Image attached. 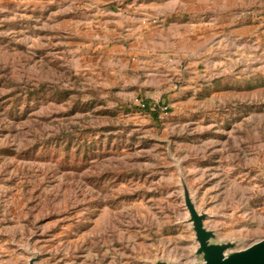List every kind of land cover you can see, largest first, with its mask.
Here are the masks:
<instances>
[{
	"label": "rangeland",
	"instance_id": "1",
	"mask_svg": "<svg viewBox=\"0 0 264 264\" xmlns=\"http://www.w3.org/2000/svg\"><path fill=\"white\" fill-rule=\"evenodd\" d=\"M264 239V0H0V264H202Z\"/></svg>",
	"mask_w": 264,
	"mask_h": 264
},
{
	"label": "water",
	"instance_id": "2",
	"mask_svg": "<svg viewBox=\"0 0 264 264\" xmlns=\"http://www.w3.org/2000/svg\"><path fill=\"white\" fill-rule=\"evenodd\" d=\"M185 203L199 244L197 254L201 256L202 264H264V239L240 251L233 250V243H213L216 235L206 228V216L198 212L187 191ZM30 264H36V260Z\"/></svg>",
	"mask_w": 264,
	"mask_h": 264
}]
</instances>
